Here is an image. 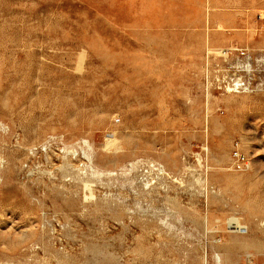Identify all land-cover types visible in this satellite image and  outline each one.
Masks as SVG:
<instances>
[{"label": "rangeland", "instance_id": "obj_1", "mask_svg": "<svg viewBox=\"0 0 264 264\" xmlns=\"http://www.w3.org/2000/svg\"><path fill=\"white\" fill-rule=\"evenodd\" d=\"M0 264H264V0H0Z\"/></svg>", "mask_w": 264, "mask_h": 264}, {"label": "built area", "instance_id": "obj_2", "mask_svg": "<svg viewBox=\"0 0 264 264\" xmlns=\"http://www.w3.org/2000/svg\"><path fill=\"white\" fill-rule=\"evenodd\" d=\"M235 87H241L237 82L234 84ZM231 166L234 170L243 171L249 168V160L245 153L241 151L237 142H235L230 152Z\"/></svg>", "mask_w": 264, "mask_h": 264}, {"label": "bare ground", "instance_id": "obj_3", "mask_svg": "<svg viewBox=\"0 0 264 264\" xmlns=\"http://www.w3.org/2000/svg\"><path fill=\"white\" fill-rule=\"evenodd\" d=\"M215 50H216V49H215ZM216 52H217V51H216ZM225 73H226V72H225ZM234 73H235V72H234ZM237 75H238V74H237ZM241 77H242V76H241ZM229 78H230V76H229ZM233 78H234V76H233ZM231 80H232V78H231ZM229 84H230V83H229ZM240 84H241V83H240ZM242 84H243V83H242ZM230 87H231V86H230ZM238 88H240V87H238ZM225 90H226V89H225ZM234 90H235V89H234ZM243 91H244V90H243ZM260 91H261V90H260ZM232 92H233V91H232ZM3 123H4V122H3ZM56 143H57V142H56ZM65 144H66V143H65ZM44 145H45V144H44ZM50 146H51V145H50ZM57 146H58V145H57ZM46 147H49V146H46ZM44 148H45V147H44ZM50 149H51V148H50ZM54 149H56V148H54ZM54 149H53V150H54ZM59 149H60V148H59ZM57 150H58V149H57ZM68 150H69V149H68ZM43 151H44V150H43ZM61 151H62V150H61ZM49 152H50V151H49ZM69 152H70V150H69ZM44 153H45V152H44ZM61 153L64 154V152H61ZM47 154H48V153H47ZM57 154H58V153H57ZM72 154H73V153H72ZM138 155H139V154H138ZM205 155H206V154H205ZM45 156H46V154H45ZM62 156H63V155H62ZM51 157H52V156H51ZM56 157H57V156H56ZM56 157H55V158H56ZM58 157H59V156H58ZM58 157H57V158H58ZM60 157H61V156H60ZM65 157H66V155H65ZM91 157H92V156H91ZM124 157H125V156H124ZM124 157H123V158H124ZM46 158H47V157H46ZM72 158H73V157H72ZM58 159H59V158H58ZM63 159H64V157H63ZM74 159H75V158H74ZM121 159H122V158H121ZM77 160H78V159H77ZM60 162L62 163V161H60ZM64 162H65V160L63 161V163H64ZM83 162H84V161H83ZM91 162H92V161H91ZM131 162H132V161H131ZM169 162H170V160H169ZM169 162H168V163H169ZM207 162H208V161H207ZM85 163H86V162H85ZM82 164H83V163H82ZM92 164H93V163H92ZM124 164H125V162H124ZM205 164H207V163H205ZM69 165H70V164H69ZM126 165H127V164H126ZM70 166H71V165H70ZM70 166H69V167H70ZM95 166H96V165H95ZM128 166H129V165H128ZM138 166H139V165H138ZM145 166H146V165H145ZM145 166H144V167H145ZM64 167H65V165H64ZM75 167H76V165H75ZM79 167H80V166H79ZM82 167H83V166H82ZM82 167H81V168H82ZM72 168H73V167H72ZM72 168H71V169H72ZM208 168H210V167H208ZM83 169H85V168H83ZM101 169H102V168H101ZM139 169H140V168H139ZM204 169H205V168H204ZM72 170H77V169L74 168V169H72ZM106 170H107V169H106ZM137 170H138V169H137ZM78 171H80V170L78 169ZM78 171H77V172H78ZM141 171H142V170H141ZM143 171H144V170H143ZM149 171H150V170H149ZM149 171H148V173H149ZM9 172H10V171H9ZM74 172H76V171H74ZM77 172H76V173H77ZM83 172H84V171H83ZM83 172H82V174H83ZM150 172H151V171H150ZM212 172H213V170H212ZM133 173H135V171H134ZM133 173H132V174H133ZM136 173H137V172H136ZM142 173H144V172H142ZM159 173H160V172H159ZM163 173H164V172H163ZM166 173H167V172H166ZM169 173H170V172H169ZM206 173H207V172H206ZM208 173H209V172H208ZM208 173H207V174H208ZM74 174H75V173H74ZM77 174H78V173H77ZM82 174H81V175H82ZM87 174H89V173H87ZM149 174H150V173H149ZM170 174H171V173H170ZM170 174H169V175H170ZM75 175H76V174H75ZM81 175H79V176L81 177ZM84 175H85V173H84ZM137 175H138V174H137ZM140 175H141V174H140ZM154 175H155V174H154ZM161 175H162V174H161ZM173 175H174V174H173ZM210 175H211V174H210ZM86 176H87V175H86ZM90 176H91V175H90ZM102 176H103V175H102ZM131 176H132V175H131ZM133 176H134V174H133ZM142 176H143V175H142ZM142 176H141V177H142ZM95 178H96V177H95ZM150 178H151V176H150ZM153 178H154V177H153ZM175 178H176V177H175ZM178 178H179V177H178ZM103 179H104V178L102 177V180H103ZM136 179H137V178H136ZM146 179H147V178H146ZM139 180H140V178H139ZM175 180H176V179H175ZM141 181H142V180H141ZM107 182H108V181H107ZM145 183H146V182H145ZM145 183H144V184H145ZM136 184H137V183H135L134 185H136ZM150 186H151V185H150ZM141 187H142V184H141ZM119 188H120V187H119ZM134 188H135V187H134ZM146 188H147V187H146ZM135 190H136V189H135ZM133 191H134V189H133ZM126 192H127V191H126ZM136 194H137V193H136ZM177 210H178V209H177ZM176 212H177V211H176ZM178 212H179V211H178ZM182 218H183V217H182ZM199 263H200V262H199ZM201 263H202V262H201Z\"/></svg>", "mask_w": 264, "mask_h": 264}]
</instances>
